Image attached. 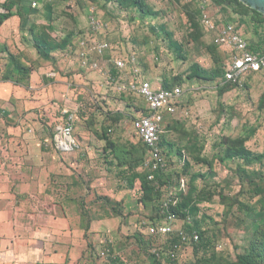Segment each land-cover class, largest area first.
I'll return each mask as SVG.
<instances>
[{
  "label": "rangeland",
  "instance_id": "374dc122",
  "mask_svg": "<svg viewBox=\"0 0 264 264\" xmlns=\"http://www.w3.org/2000/svg\"><path fill=\"white\" fill-rule=\"evenodd\" d=\"M143 1L152 15L141 13L131 5V0L46 2L47 9L52 11L48 12L49 20L43 26L45 30L51 28L53 38L45 34L57 48L50 54L54 62L45 64L57 67V76L49 78L52 82L31 88L29 96L35 108L24 118L15 116L14 126L22 127L20 131L24 133L14 135V142L21 145L34 139L47 157L51 171L55 162L60 164L58 174L46 177L48 189H57V175H61L59 183L63 188L69 189L71 185L75 188L81 206H99L114 216L121 213L120 219H111L110 226L97 227L94 231L88 264H113L115 259L128 264H150L152 253L159 255L162 264H195L202 254H196L193 245L175 249L171 241L177 231L183 230V219L175 216L172 223L175 231L171 234H149L148 228L159 226L164 220L157 219L155 212L144 206L137 192L138 182L133 190L128 188V166L114 154L123 159L129 152L128 161L132 153L135 158L140 156V140L132 122L147 113L141 97L127 90L118 92L116 87L124 84L128 88L137 78L149 81L153 89L162 88L164 83L179 87L182 95L177 111L172 116L165 115L162 127L164 142L173 145L172 149L168 145L162 148L173 181L163 187L161 199L165 201L179 193L180 183L173 174L180 175L186 193L198 192L203 196L194 219L207 236H215V247L208 256L235 261L247 248L253 222L264 224V194L253 195L249 186L239 183L235 173L241 161H221L225 149L221 140L241 138L249 151L264 155V70L244 78L239 86H229L221 79L193 77V70L210 73L227 60L226 52L212 44L211 36L201 25L194 29L190 24L198 23L200 2ZM207 11L216 22L235 24L248 44L264 39V26L247 27V23L241 24L228 11H219L210 1ZM91 14L103 26L97 33L90 31ZM39 16L41 13L36 17ZM86 38L110 44L111 50L96 58L103 69L110 70L111 61L121 58L126 61L125 71L117 75L110 71L104 76L81 68L77 51L79 42ZM169 41L179 44L180 56L169 46ZM1 63L4 65L5 60ZM134 70L138 71L136 78ZM40 99L44 102L37 106ZM66 113L77 116L74 138L79 149L63 154L54 148L52 136ZM108 143L118 146L114 152L105 150ZM31 149L30 157L39 156L38 151ZM178 149L189 163L187 172ZM0 152L3 153L1 148ZM18 152L23 151L16 149L15 153ZM249 169L264 174V166ZM195 175L207 178L193 180ZM235 200L245 207L232 203ZM230 204L233 205L229 207ZM135 237L146 245L140 246Z\"/></svg>",
  "mask_w": 264,
  "mask_h": 264
},
{
  "label": "crops",
  "instance_id": "0c3cea01",
  "mask_svg": "<svg viewBox=\"0 0 264 264\" xmlns=\"http://www.w3.org/2000/svg\"><path fill=\"white\" fill-rule=\"evenodd\" d=\"M4 1L0 0V14ZM47 3L21 0L0 25V62L5 60L0 64V148L4 153L0 152V264H88L94 231L110 226L111 219H120L99 206H81L75 188H63L59 183L61 175H57V189H48L46 177L59 172L60 164L55 162L51 171L34 139L21 145L14 142V135L24 133L22 127L14 126L15 116L24 118L35 108L29 96L31 88L57 76V67L42 63L34 47L38 36L46 33L53 38L51 28L43 26L52 11ZM40 13L42 16L36 17ZM10 55L29 69L27 75L9 68ZM43 100L37 101V106H42ZM31 147L38 151L36 158L30 157ZM16 149L23 152L17 155Z\"/></svg>",
  "mask_w": 264,
  "mask_h": 264
},
{
  "label": "trees",
  "instance_id": "16d2710c",
  "mask_svg": "<svg viewBox=\"0 0 264 264\" xmlns=\"http://www.w3.org/2000/svg\"><path fill=\"white\" fill-rule=\"evenodd\" d=\"M44 3L47 0H42ZM118 1V0H117ZM196 1V0H195ZM194 3L196 4L197 1ZM21 0H6L2 4V9L4 10L3 13L0 14V25L4 20L9 18L12 15V9L19 5ZM211 4L219 9V11H228L230 14L238 17L240 19L241 24L247 23V27H260L264 26V15L259 13L258 11L252 10L250 7L244 5L239 0H210ZM131 5L137 8L141 13L145 15H152L151 9L144 3L143 0H131ZM193 21V19H192ZM223 22H226L223 20ZM231 23V22H226ZM191 26L194 29L200 26V21L198 23L190 22ZM201 27V26H200ZM238 29V27H237ZM47 35L38 36L34 39V47L38 54L40 61L43 62H54L52 56L50 55L57 46L52 41V44L48 40H46ZM167 37L170 38V34H167ZM171 40V39H170ZM64 44H62L63 46ZM65 46V45H64ZM169 46L174 49L176 54H181V48L178 43H174L169 41ZM215 46V45H214ZM218 48L217 46H215ZM219 49V48H218ZM248 51L253 54L264 55V39H260L256 43H249L248 44ZM219 62V61H218ZM221 65V60H220ZM109 72H112V75H117L119 72L111 65ZM9 68L14 69L16 68L21 75H27L29 69L24 67L20 60L10 55L9 57ZM254 74V73H253ZM252 75V74H251ZM193 77L202 78L204 80H216L221 79L224 84L229 86H239L238 83H232L229 81H225V62L222 63V66L215 69L214 71L207 73V72H200L198 69L193 70ZM250 75L246 76L245 78L249 77ZM244 80V79H243ZM242 80V81H243ZM173 87H169L167 83L163 84L162 89H171ZM147 112V111H146ZM147 114V113H146ZM53 137V136H52ZM221 144L225 147L223 151V156L221 157V161L225 160H239L241 161V165L237 166L236 170V177L241 185H247L251 188L253 195H260L264 194V174L255 169H249L252 166L259 165L260 167L264 166V155L263 154H254L249 151L245 145L244 140L241 138L237 139H230V138H223L221 140ZM165 145L169 146V149L173 148L172 144L165 143L164 139L161 135V140L159 143L160 148L162 149ZM118 146L112 145L108 143L106 145L105 150L114 152V150ZM139 147L141 148L142 153L138 158H135L133 153L131 154L132 159H129V152L126 154V158L120 159V157L114 152L115 157L119 162L126 164L128 166V177L126 179V184L128 185L129 189H134L135 184L138 182L141 188V194L139 195L140 199L143 201L144 206L151 209L152 213L155 212L157 219L164 220L166 215L173 214L178 218H181L185 221V226L183 231L191 235L193 232L196 233L199 237L197 242H189L183 243L181 238L179 237L178 232L175 233L174 237L172 238L173 246H177L179 248L180 245L191 244L193 245V250L196 254L201 253L202 257H198V261L195 264H264V224L257 223L256 221L253 222V229L251 233V237L248 240V245L246 250L242 254H238L235 258V261H228L222 257L211 256L209 257V251L214 249L215 245V236H207L206 232L203 231L198 227L197 222L194 219L198 209L197 205L203 199L202 194L198 192H190L186 193L185 191V182L180 178V175L173 174L176 178V182L180 183V191L177 195L168 197L167 200L163 201L161 199L163 193L164 186H170L172 183V175L167 171V164L166 169L159 170L154 172V179L149 181L147 178V173L144 170H141V166L147 154L146 146L140 141ZM188 150V149H187ZM178 155L182 158V166H184V171L187 172L188 162L186 160L185 154L182 150H177ZM208 175V174H207ZM197 178H207L205 175H195L193 180ZM170 200V201H169ZM167 202V207L163 208V203ZM239 206H243L239 201L235 200L232 201ZM233 205L230 204L229 207ZM245 207V206H243ZM241 208V207H239ZM114 212V211H113ZM117 215L120 217L121 213L116 212ZM193 219V221H192ZM192 222V223H191ZM172 235V236H173ZM136 241L142 245H146L143 243L140 238L135 237ZM173 247V248H174ZM175 248V249H177ZM145 250V249H144ZM151 262L150 264H162L160 261L159 255L152 253ZM113 264H128L125 261H119L115 259L112 261Z\"/></svg>",
  "mask_w": 264,
  "mask_h": 264
},
{
  "label": "built area",
  "instance_id": "2783aa9c",
  "mask_svg": "<svg viewBox=\"0 0 264 264\" xmlns=\"http://www.w3.org/2000/svg\"><path fill=\"white\" fill-rule=\"evenodd\" d=\"M209 1L198 0V3L200 2V25L211 36L212 44L226 52L225 81L241 84L246 76L264 70V55L253 54L248 51V42L235 24L219 23L213 20L207 11ZM32 7H36V3H33ZM89 27L92 33H97L103 28L100 21L92 14L89 17ZM110 50L111 46L106 41L82 39L79 42L77 51L80 67L108 76L109 70L103 69L96 58L102 57ZM111 62L119 73L125 71V59L115 58ZM133 74L134 78H136L138 71L134 70ZM116 90L118 92L127 90L137 94L146 105L147 114L134 119L132 128L138 139L147 148V154L140 169L144 170L148 175V180L152 181L154 172L166 169V161L159 146L161 135L163 134L164 117L165 115L172 116L176 113L182 92L179 87L153 89L149 81L138 78L136 81H131L128 88L124 84H119ZM65 116L63 123L56 126L52 137L54 148L63 154L73 153L79 149V144L76 143L74 138L76 116L72 113H66ZM137 192H139V195L141 194L140 186H138ZM166 207L167 202H164L163 208ZM174 221H176L175 215L168 214L161 225L148 228V232L150 235L171 234L175 231L172 227ZM177 232L183 243L197 242L199 239L194 232L191 235L186 234L183 230ZM172 256L174 255L172 254Z\"/></svg>",
  "mask_w": 264,
  "mask_h": 264
},
{
  "label": "water",
  "instance_id": "95a60500",
  "mask_svg": "<svg viewBox=\"0 0 264 264\" xmlns=\"http://www.w3.org/2000/svg\"><path fill=\"white\" fill-rule=\"evenodd\" d=\"M244 5L250 7L252 10L258 11L264 15V0H239Z\"/></svg>",
  "mask_w": 264,
  "mask_h": 264
}]
</instances>
